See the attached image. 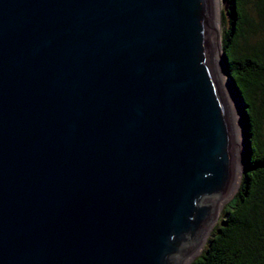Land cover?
Here are the masks:
<instances>
[{
    "label": "water",
    "instance_id": "1",
    "mask_svg": "<svg viewBox=\"0 0 264 264\" xmlns=\"http://www.w3.org/2000/svg\"><path fill=\"white\" fill-rule=\"evenodd\" d=\"M236 158L214 0H0V264H187Z\"/></svg>",
    "mask_w": 264,
    "mask_h": 264
},
{
    "label": "trees",
    "instance_id": "2",
    "mask_svg": "<svg viewBox=\"0 0 264 264\" xmlns=\"http://www.w3.org/2000/svg\"><path fill=\"white\" fill-rule=\"evenodd\" d=\"M222 45L243 120L245 161L225 205L191 264H264V0H228Z\"/></svg>",
    "mask_w": 264,
    "mask_h": 264
},
{
    "label": "rangeland",
    "instance_id": "3",
    "mask_svg": "<svg viewBox=\"0 0 264 264\" xmlns=\"http://www.w3.org/2000/svg\"><path fill=\"white\" fill-rule=\"evenodd\" d=\"M219 6H220L219 38H220V45L222 47L221 48V53H223L222 35H223L224 4H223V1L222 0H219ZM224 75H225L224 76L225 82H227V84H228V86L231 89V92L233 94L232 88H231V86L229 84V81H228V73L226 72V73H224ZM222 85L224 87L225 84H222ZM224 92H225V95H226V99H227V102H228V105H229V109H230L231 116H232V120H233V124H234V131H235V138H236V147H237V149H240V151L243 152V148H242L243 144L241 142V140H242L241 139L242 138L241 132L243 134H244V132H243V128L241 127V122H240V120L242 119L241 118V114H240V111H239V108H238L237 104H235L233 102V100H231L230 95L227 94L226 91H224ZM243 167H244V161H243L242 169L241 168L238 169V176H237V179L234 182V185H233V188H232L231 192L229 193V195L227 196V198L225 199V201L222 203V205L219 208V211L217 213V216H216V218H215L212 226L210 227L211 230L223 218V211H224L225 205L237 194V192L239 190V187H240V184H241V180H242ZM211 232H207V234L205 235L204 239L200 243L199 247L197 248V250L195 251V253L192 255V257L189 259L190 260L189 261V264H191L192 260L195 257H197L203 251V249H204V247L206 245V242H207V240H208Z\"/></svg>",
    "mask_w": 264,
    "mask_h": 264
},
{
    "label": "bare ground",
    "instance_id": "4",
    "mask_svg": "<svg viewBox=\"0 0 264 264\" xmlns=\"http://www.w3.org/2000/svg\"><path fill=\"white\" fill-rule=\"evenodd\" d=\"M214 6H215V29H216L217 63H218L219 76H220V80L222 81L221 83L222 84H225L224 87H223V89H225L224 91H226V93L230 95L231 100H233V102L236 104L235 99H234V96H233V94L231 92V89L229 88L227 82H225L224 70H223V68H222V66L220 64V55H221V48L222 47L220 45V38H219V23H220L219 22L220 21V6H219V0H214ZM243 132H244V130H243ZM241 134H242V132H241ZM241 142H242V140H241ZM236 149H237V147H236ZM242 166H243V152L240 151V149H237L236 170H235L234 182H235V180L237 179V176H238V169H240V168L242 169ZM189 261L187 262V264H189Z\"/></svg>",
    "mask_w": 264,
    "mask_h": 264
}]
</instances>
